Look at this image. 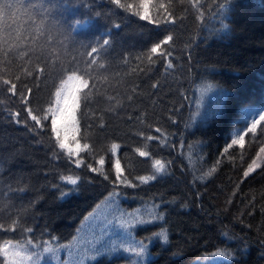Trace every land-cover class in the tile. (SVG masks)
Instances as JSON below:
<instances>
[{"label":"trees","instance_id":"obj_1","mask_svg":"<svg viewBox=\"0 0 264 264\" xmlns=\"http://www.w3.org/2000/svg\"><path fill=\"white\" fill-rule=\"evenodd\" d=\"M12 2L20 11L0 31V78L17 85L12 96L0 84V247L41 252L40 264H264V121L255 132L239 122L264 111V0H150L154 19L167 9L175 21L160 27L139 18L140 0ZM166 35V55L151 53ZM73 73L89 82L75 117L90 147L70 155L47 110ZM26 107L49 120L36 126ZM138 242L143 256L124 251Z\"/></svg>","mask_w":264,"mask_h":264},{"label":"snow or ice","instance_id":"obj_2","mask_svg":"<svg viewBox=\"0 0 264 264\" xmlns=\"http://www.w3.org/2000/svg\"><path fill=\"white\" fill-rule=\"evenodd\" d=\"M112 3L115 5H120V0H112ZM150 0H140L139 3V9L142 11H139L137 15L141 20L148 21L152 24H155L157 27H160L162 25L172 24L175 23L174 19L171 17L170 13H167V9H165V15L162 19H154L150 15ZM131 7V5H129ZM159 8L164 9L165 6L163 4L158 5ZM21 5L18 3H13L12 0H0V31L3 30L6 20L11 19L15 20L17 13L20 11ZM87 20H76L73 28H75L76 25H80L82 23H87ZM118 27V26H117ZM173 40V37L171 35H166L163 37V39L159 40L157 43H153L150 48V52L153 54H160L161 56H165L166 53L161 52L162 46H167L170 41ZM109 40L104 39L103 45H108ZM98 49L96 47H92L91 51L88 53L89 56H92L94 53H97ZM167 55H170V53H167ZM67 82H72V86L68 88L67 92L65 93L61 88H57L55 91V100H54V106L50 105L47 112L50 113V124H51V132L55 135L56 141L59 145L60 149H67L69 154L71 155L73 152L79 153L81 148L83 149H89V144L85 143L81 145L80 140L77 139V133L79 132L78 124L75 117V112L79 106L80 102V92L82 89H89V82L86 79H83L81 76H77L75 73L72 75H69L67 77ZM0 84H3L6 86L7 93L11 94L12 96L17 95V85L16 83H13L9 79H3L0 78ZM31 90L29 89V92ZM89 93L85 94V99H87ZM22 101L25 105L31 103L28 100L27 96H24L23 93H21ZM25 112L28 117H30L31 122H34L36 126L43 127L42 120L44 122H47L49 120V116L47 113L41 118L37 115L33 114V109L31 107H26ZM20 112H14L11 114V117L13 118L14 122L17 124H25L27 125V120H21L20 119ZM249 119H251L250 124H248L247 129L250 132H255L257 125L264 121V111H261L259 113V119L255 118V113L250 112L248 110H245L242 112V119L239 122H247ZM157 132L160 131V129H156ZM71 136L72 143H69V137ZM148 139H157L156 137H148ZM244 136L241 135L239 137V143L243 145ZM238 143L237 139L232 140V144ZM232 144L229 145V147L232 146ZM74 145V147H73ZM118 147L117 144H112V149L115 150ZM136 151L139 153V156L141 157H148L149 152L141 150L139 148L136 149ZM264 151V149H262ZM77 164L80 163L79 160L76 161ZM99 163L102 165L104 163L103 158L99 160ZM156 165V172L163 174L165 172V165L161 160L155 161ZM89 168H91L92 172H97L98 169L93 168L91 165H88ZM252 170V165H249V171ZM115 171H116V178L117 181L120 180L122 168L119 159L115 162ZM245 176L248 175V172H245ZM105 179L108 177L105 176ZM70 179V178H69ZM147 177H140L139 180L141 183L147 182ZM152 180H156L157 176L153 175L151 177ZM70 183L72 185H76L77 181L75 179H70ZM128 186L135 187L134 184H128ZM68 193H62V195H67ZM110 196L113 194L110 193ZM118 210V209H117ZM154 220H164V217L162 215H158L153 217ZM15 224V221L13 222ZM121 228H131L132 226L126 222H122L118 225ZM4 225L0 224V228H3ZM29 233H31V229H28ZM157 235L162 236L164 241L168 240V235L166 231L161 230ZM30 243V241L28 242ZM14 248H20L21 246L19 244L14 245ZM147 246L143 244V242H138L137 246H129L124 248L125 252L128 253H135L136 256H143L146 251ZM55 249L53 247L49 246H42V252L43 253H54ZM0 253H3L4 257L8 258V264H25V261H31V264H40V261L42 259V253L37 251H31L29 249L22 248L19 251H10L8 248L0 247ZM213 255H217V253H213ZM219 255L223 256L224 253H219Z\"/></svg>","mask_w":264,"mask_h":264},{"label":"rangeland","instance_id":"obj_3","mask_svg":"<svg viewBox=\"0 0 264 264\" xmlns=\"http://www.w3.org/2000/svg\"><path fill=\"white\" fill-rule=\"evenodd\" d=\"M94 227H95V226L88 227L87 230H86V232H87L88 230H91L93 236L98 237L97 235H95V233H93V232L95 231V230H93ZM83 236H84V237H83ZM85 240H87V233H84L82 236H80L78 242L75 243V244H77V245H78V248H79V245H83V241H85Z\"/></svg>","mask_w":264,"mask_h":264}]
</instances>
